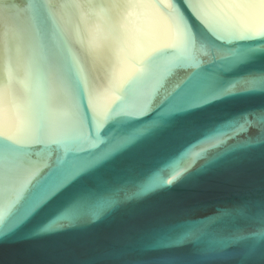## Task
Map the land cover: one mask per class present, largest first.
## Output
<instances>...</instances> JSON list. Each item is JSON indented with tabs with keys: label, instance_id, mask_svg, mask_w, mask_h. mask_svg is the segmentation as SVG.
I'll return each instance as SVG.
<instances>
[{
	"label": "water",
	"instance_id": "water-1",
	"mask_svg": "<svg viewBox=\"0 0 264 264\" xmlns=\"http://www.w3.org/2000/svg\"><path fill=\"white\" fill-rule=\"evenodd\" d=\"M69 2L0 0V21L11 41L0 60V145L6 142L4 137L19 142L12 145L13 156L7 160L0 156V203L31 171L41 169L43 175L58 162L77 158L81 166L100 163L91 175L104 176L121 198L134 193L139 182L167 163L168 154L157 151L153 142L105 160L118 131L156 119L166 107L162 98L181 80L187 78L186 82L192 80L205 88L209 83L202 76L220 74L228 84L264 69V39L230 36L234 29L251 33L264 29V10L226 9L218 15L209 9L205 17L189 8L184 12L186 31L178 34L169 20L167 5L172 0L108 3L106 13L95 9L87 16L80 9L66 8ZM166 44L175 48L164 49ZM241 45L257 50L244 66L232 67L206 54L217 47L229 50ZM156 49L183 51L195 57L199 66L189 63L174 69L159 87L162 52ZM260 110H264V92L257 91L210 102L178 119H195L202 128L211 129ZM122 111L138 114L123 116ZM210 116L215 119L209 120ZM255 134V129L247 132ZM200 139L188 136L186 142L195 144ZM227 159L232 162L194 180L126 201L96 221L89 218L86 226L0 244V264H126L116 253L129 248L152 226L172 223L199 228L221 209L264 201V145L239 159L228 154ZM6 175L11 181L7 193ZM74 187L69 185L64 191ZM47 219L46 213H39L20 231L34 230ZM246 227L251 230L254 225ZM176 251L187 264H194L190 247ZM231 251L230 258L210 264H242L240 249ZM165 254L146 252L130 259L151 264Z\"/></svg>",
	"mask_w": 264,
	"mask_h": 264
},
{
	"label": "snow or ice",
	"instance_id": "snow-or-ice-1",
	"mask_svg": "<svg viewBox=\"0 0 264 264\" xmlns=\"http://www.w3.org/2000/svg\"><path fill=\"white\" fill-rule=\"evenodd\" d=\"M138 2L141 0H70L65 7L80 9L87 16L90 10L95 9L106 13L108 3ZM143 2L152 4L154 0ZM167 7L173 29L178 34H183L186 31V9L191 8L194 14L207 17L209 9L215 10L218 15L226 9L264 10V0H201L200 3L172 0ZM230 36L236 40L264 39V29L255 33L234 29ZM10 43V32L0 21V60L4 56L5 46ZM163 48L174 49L175 46L166 44ZM8 50L11 61V48ZM155 51L162 52V49ZM256 51L251 46L241 45L229 50L217 47L206 54H211L213 60L240 67L248 64ZM158 59L163 67V74L157 80L159 87H163V79L174 69L189 63L199 66L195 57L183 51L178 54L175 51L162 52ZM186 79L174 84L166 92L161 101L166 107H163L156 119L131 130L118 131L108 148L105 160L114 153L140 148L153 142L157 151L168 154L167 163L139 182L136 185L137 191L121 198L119 191L104 176L91 175L100 163L81 166V158L58 162L43 175L40 174L41 169L33 170L15 187L12 195H5L0 203V244L38 239L43 234H55L86 226L89 218L96 221L105 217L126 201L163 190L180 181L194 180L222 163L232 162L227 159L228 154L235 160L252 148L264 145V110L241 114L227 120L221 127L211 129L202 128L195 119L183 122L178 119L194 114L202 105L210 102L237 95H250L257 91L264 92V69L249 72L236 82L228 84L224 83L220 74L211 78L202 76L201 80L209 83L205 88H200L192 80L186 82ZM136 114L138 113L126 111L120 113L123 116ZM208 119L215 118L210 116ZM249 129L256 130L255 136L247 135ZM195 135L201 139L195 144H188L186 137ZM242 136L243 139H240ZM4 139L6 142L0 145V156L7 160L15 154L12 145L19 142L11 137ZM229 141L236 142L230 144ZM77 181L81 182L76 183ZM10 183L6 175L5 193L9 191ZM74 184L72 191H64ZM39 213H46L48 219L34 230L21 232L20 229ZM249 224L254 225L251 230L246 227ZM188 247L194 257V264H210L211 261L228 259L232 255L231 250L237 248L240 249L242 264H264V201L245 202L221 209L199 228H194L191 224H157L145 231L129 248L116 253V256L125 259L126 264H143L139 259L130 257H139L146 252H164L165 255L155 257L151 264H187L186 258L177 254L176 250Z\"/></svg>",
	"mask_w": 264,
	"mask_h": 264
}]
</instances>
